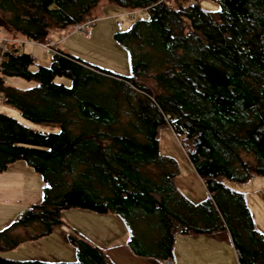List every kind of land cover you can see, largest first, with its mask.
I'll return each instance as SVG.
<instances>
[{
	"label": "trees",
	"instance_id": "16d2710c",
	"mask_svg": "<svg viewBox=\"0 0 264 264\" xmlns=\"http://www.w3.org/2000/svg\"><path fill=\"white\" fill-rule=\"evenodd\" d=\"M202 1H1L15 40L36 43L95 22L104 4L147 11L148 18L116 34L131 60L128 76L58 49L49 67L36 66L21 42L0 49L2 103L27 121L59 128L34 130L0 111V174L25 161L44 181L41 201L0 232V253L50 236L73 209L121 216L137 256L168 259L176 234L225 229L242 253L254 220L244 196L226 184L264 177V0H212L216 11ZM14 77L35 85L16 88L8 81ZM164 126L182 138L209 201L191 204L177 191L179 165L160 153L157 131ZM69 241L74 262L0 256V264H114L76 231ZM260 253L253 249L255 258Z\"/></svg>",
	"mask_w": 264,
	"mask_h": 264
},
{
	"label": "rangeland",
	"instance_id": "374dc122",
	"mask_svg": "<svg viewBox=\"0 0 264 264\" xmlns=\"http://www.w3.org/2000/svg\"><path fill=\"white\" fill-rule=\"evenodd\" d=\"M202 6L209 11L218 10V5L212 0H203ZM95 16L97 17V19L92 25H89L86 28L85 32L81 31L75 33L73 32V30H71L62 35L55 36L54 38L55 41L61 40L60 42H58L59 44L55 48L93 67H97L99 69L108 71L116 75H123V76L131 75L132 66H131V60L129 54L127 50L117 40L116 34L120 32L128 31L132 27L133 23L137 20L147 19L148 12L147 11L129 12L126 9L118 7L116 5L104 4V6L96 10ZM14 37L15 36L11 33V30L0 28V40L3 39L15 40ZM27 46L34 47L37 50L36 53L38 54V57L35 60L36 66L40 65V66L49 67L51 65L52 54L47 53L42 47L32 44H27L23 46V48L28 50L26 51L27 53H30L29 52L30 47ZM35 68L36 67H34L33 69ZM8 81L20 83V84H15L16 86L22 85L16 87L19 89L24 90L31 88V86L29 85L30 82L22 78H16V77L9 78ZM56 81L58 83H64L68 87L72 86V81L65 77H57ZM106 86L109 87L110 85H106ZM96 90L100 94L105 92V89L102 90L101 88L99 89V87H97ZM0 111H2L5 114L9 113L8 115L12 114L10 116L18 119L23 125L28 126L34 130L48 131V132L58 131L56 127H48L42 124H35L25 120L18 110L11 107H6V105L2 102H0ZM157 138L160 143L161 156L172 159L174 158L177 162L179 161L180 163H182L183 167L185 168L183 163L189 161L185 149L181 144L182 138L179 139L170 126H164L159 128L157 131ZM5 178L4 180L0 179V188L12 189L16 184H20L21 176L13 175ZM228 185L227 186L229 188L236 189V188H240L239 186H242L243 184L228 182ZM21 211L22 210H21L19 197L7 193L1 194L0 195V232L5 230L6 228H8L9 225L15 222L18 219V216L20 215L19 213H21ZM259 215H261V211L259 212ZM63 218L65 219L66 223H68L67 225L71 226V228H73L83 238H86L90 243L96 245L99 244L103 249H106L110 245L117 244L118 242L121 241V239L119 238H117V240H113L114 239L113 237H115L114 236L115 233L114 232L112 233V231H114V229L116 230L114 225H111L113 218H116L119 222L123 224V226H125L126 229H124L123 231L127 230V232L129 231V233H131L125 220L121 216L115 214L102 215L88 210L73 209V210L65 211ZM138 226L140 228L137 229L136 233L140 234V232H143V228L141 224H139ZM65 227L67 229V226ZM123 231L122 229H119L116 232L118 234H121L123 233ZM150 244L153 243L151 242ZM68 250L69 251L66 252L64 255V258H66V260L64 261L65 262L76 261L75 249L71 244L69 245ZM15 254L16 253L10 251V252L0 253V256L5 258L7 257L4 255H8L10 257H20V255L16 256ZM132 254L135 255L134 253ZM135 257L143 258L137 255ZM153 259L157 260V258H153ZM50 263H54V262H50ZM113 263L118 264L117 262L115 263L114 261ZM119 264H154V263L147 262L144 260L129 259L125 262L123 261L119 262Z\"/></svg>",
	"mask_w": 264,
	"mask_h": 264
},
{
	"label": "crops",
	"instance_id": "0c3cea01",
	"mask_svg": "<svg viewBox=\"0 0 264 264\" xmlns=\"http://www.w3.org/2000/svg\"><path fill=\"white\" fill-rule=\"evenodd\" d=\"M55 36L59 35L57 34ZM55 36L53 40H55ZM19 41L25 42L23 40ZM27 47H30L29 52L37 59L38 54L36 53V48L31 46ZM24 50L28 51L25 48ZM9 84L15 87L22 86H16L15 84L20 83H15L13 81H9ZM29 85L33 87L35 84L30 83ZM6 107L9 106L6 105ZM45 126L52 127L50 125ZM56 128L59 130L57 126ZM188 161L191 165L186 161L183 163L185 168L182 163L176 161L179 163L180 170L179 175L175 179L177 191L188 200L189 203L195 205L203 204L211 199V195L189 158ZM13 175L21 176L20 184H16L12 189L0 188V195L7 193L19 197L22 210L19 216H21L26 210L31 208L33 204L41 201L43 197L44 181L42 176L25 161L13 163L6 172L0 174V179L4 180L5 177ZM226 185H228V183ZM239 187L240 188L230 189L244 196L252 214L255 227L254 236L244 241V246L241 247L243 249L242 253H240L237 246H235V240L230 230L225 229L211 234L183 235L179 233L175 237L173 256L171 258L163 260H155L150 257L138 258L135 257L136 255L132 254L133 252L129 247L131 233H129V231L127 232V230L123 231L126 229L125 226L116 218H113L111 223V225H114L116 228V230L114 229V231H112V233H115L113 240L119 238L121 241L117 244L110 245L106 249L101 248L99 244H91L105 250L111 260L118 264L119 262H125L129 259L144 260L154 264H166V262H170V264H264V253L258 254L256 258L253 256V249L256 251L264 250V243H262V241L264 242V177H256L249 183ZM260 211L261 215H259ZM63 221L66 225L63 224L56 227L53 234L50 236L37 241L23 243L15 250L11 251L16 253V256L20 255V257L4 256L16 261L65 262L64 260H66V258H64V255L69 251L68 247L71 244L69 235L75 230L67 225L68 223H66L64 218ZM65 226H67V229ZM119 229H122L123 233L118 234L116 231ZM75 257L77 259L76 250Z\"/></svg>",
	"mask_w": 264,
	"mask_h": 264
},
{
	"label": "built area",
	"instance_id": "2783aa9c",
	"mask_svg": "<svg viewBox=\"0 0 264 264\" xmlns=\"http://www.w3.org/2000/svg\"><path fill=\"white\" fill-rule=\"evenodd\" d=\"M94 23L93 22H88L87 24H84V25H76L73 27V32H85L86 31V28L89 26V25H92ZM61 41V40H60ZM60 41H55L53 39H50L48 40L46 43H36V42H30V41H25V42H22V41H18V40H7V39H3V40H0V49L2 51V54H4V52L8 51L9 50V45L12 44V43H23V44H33V45H38L40 47H42L47 53H50V54H53L56 52V46L59 44L58 42ZM63 41V40H62ZM0 101L3 102L4 101V97L0 96ZM166 264H170V262H166Z\"/></svg>",
	"mask_w": 264,
	"mask_h": 264
},
{
	"label": "water",
	"instance_id": "95a60500",
	"mask_svg": "<svg viewBox=\"0 0 264 264\" xmlns=\"http://www.w3.org/2000/svg\"><path fill=\"white\" fill-rule=\"evenodd\" d=\"M2 0H0L1 3ZM0 28H4L6 30H10V27L8 25V23L2 18V16L0 15Z\"/></svg>",
	"mask_w": 264,
	"mask_h": 264
}]
</instances>
